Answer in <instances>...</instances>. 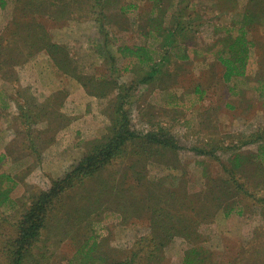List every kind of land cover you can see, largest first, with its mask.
I'll list each match as a JSON object with an SVG mask.
<instances>
[{
	"label": "rangeland",
	"instance_id": "obj_1",
	"mask_svg": "<svg viewBox=\"0 0 264 264\" xmlns=\"http://www.w3.org/2000/svg\"><path fill=\"white\" fill-rule=\"evenodd\" d=\"M122 104L180 149L130 141L72 175L109 151ZM0 157V264H264V0H0Z\"/></svg>",
	"mask_w": 264,
	"mask_h": 264
},
{
	"label": "trees",
	"instance_id": "obj_2",
	"mask_svg": "<svg viewBox=\"0 0 264 264\" xmlns=\"http://www.w3.org/2000/svg\"><path fill=\"white\" fill-rule=\"evenodd\" d=\"M178 29H180L178 27ZM178 31V30H176ZM175 31V32H176ZM233 49L231 50L234 54V60L232 61H225L223 64L226 68L225 73V80H230L231 75L236 71L235 70V63L242 62V68L246 63V55H247V43H245L244 37L238 38L236 42L234 43ZM47 50L50 52V56L53 58V60L57 63V59L53 54L52 49L57 48L55 45L46 46ZM172 51H176L175 48L172 49ZM118 52L124 57V58H136L138 61L143 65H149L152 64V68L156 69L155 67H158L157 61H155V52H153L150 49L143 48V47H136L131 48L127 46H123L118 49ZM243 55V56H242ZM178 58L182 60H186V56H178ZM155 62V64H154ZM59 64V63H58ZM148 80H152V76L148 77ZM148 80H143L145 83L148 82ZM123 88V86H121ZM125 97V96H124ZM123 97V98H124ZM118 118L116 119V125H114L115 134L112 138V143L107 146L109 149L108 152H102V150L96 149V154L88 157V159L85 161V163L90 162L89 166H84L85 163L78 166L76 170L72 173V175L76 177H85L91 172L95 170V168L99 167L101 164L106 162L108 157L117 155V152H121V148L126 145L130 141L135 140H148L150 143H153L155 145H158L160 147L168 148L171 150H179V144L176 142L175 138L172 137L170 134H160L157 132H151L148 134H141L136 132L135 130L130 128V125L128 124L127 119V112L124 110V105L117 110ZM123 114V115H122ZM102 158V159H101ZM3 161V157H0V163ZM91 169V170H90ZM92 172V173H93ZM89 173V174H88ZM15 181L12 178L10 174L2 173L0 174V208H9L11 205H13V201L10 198V194L15 189ZM40 216H37L34 212H31L27 215L26 222L24 223L23 230L21 232V244L23 246H26L28 244L33 243L39 234L40 230V223H39ZM196 252V251H194ZM198 255H195L197 257ZM22 254L20 253L19 261L22 260ZM89 258L92 260V256H89ZM192 259L186 260V264H191ZM202 259L195 258L193 262L199 263ZM123 264H129L128 262Z\"/></svg>",
	"mask_w": 264,
	"mask_h": 264
},
{
	"label": "crops",
	"instance_id": "obj_3",
	"mask_svg": "<svg viewBox=\"0 0 264 264\" xmlns=\"http://www.w3.org/2000/svg\"><path fill=\"white\" fill-rule=\"evenodd\" d=\"M105 9H106V6H105ZM121 12L122 13H126V10H125V8L123 7L122 9H121ZM104 16L108 19V22H111V18H112V15L109 13V12H107V11H104ZM112 22H114V21H112ZM94 23H95V21H94ZM97 23H96V27H97ZM118 28H121L119 25H116Z\"/></svg>",
	"mask_w": 264,
	"mask_h": 264
}]
</instances>
